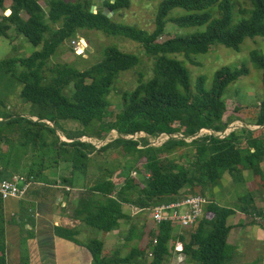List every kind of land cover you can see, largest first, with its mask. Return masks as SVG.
Returning a JSON list of instances; mask_svg holds the SVG:
<instances>
[{
    "label": "trees",
    "instance_id": "16d2710c",
    "mask_svg": "<svg viewBox=\"0 0 264 264\" xmlns=\"http://www.w3.org/2000/svg\"><path fill=\"white\" fill-rule=\"evenodd\" d=\"M6 1L0 0V11L4 13L0 15V36L8 38L9 31L14 28L41 50L27 58L13 56L0 60V78L9 75L17 79L23 86L22 98L32 106L28 117L2 113L6 105L0 100V119H3L0 121V182L15 176L13 169L16 167L12 163L19 165L24 159H30L32 166L25 176L27 182L31 185L38 182L57 185L52 183L46 171L58 167L63 161L70 162L72 167L70 175L62 178L61 183L65 189L77 188L87 179L89 168H93L91 157L117 144L122 148L121 156L134 157L133 163L125 167L120 165L116 171L104 168L101 178L92 184H84L73 214L86 226L109 233L118 229L121 221H130L125 206L138 209L141 214L190 195L209 199L207 194L221 182L224 174L242 180L245 167L264 176V100L260 102L253 122H245L258 129L242 127L224 138L204 134L191 142L186 140L203 129L217 134L229 127L232 119L225 120L227 104L224 94L231 83L249 74L247 66L221 68L215 73L210 90L205 89L204 78H199L194 91L189 70L183 61L173 57L180 54L198 65L195 56L209 52L214 45L239 52L247 38L264 37V0H247L251 8H240L239 11L248 17L239 22L233 18V11L239 7L237 0H164L153 31L113 19L118 12L129 9L132 0L103 3L114 12L112 18L101 11L92 13L91 7L96 4L90 0H10L9 7H6ZM215 6L219 17L213 19L209 10ZM176 8L194 13L170 18ZM169 22L180 27H208L205 32L175 36L160 43L158 39L164 35ZM81 30L100 31L107 36L137 42L154 60L153 77L145 81L140 74L137 87L123 92L122 109L114 120H108L112 115L108 96L120 73L134 69L140 65L141 59L117 46H109L103 59L85 70L67 63L52 64L61 47L69 40L71 43L77 40ZM250 60L263 70L264 85V52L252 51ZM46 121L54 124L57 131ZM62 121H76L80 126L90 128L89 134L92 135L86 134L85 129L66 133L59 127ZM113 130L123 136L143 132L151 138L161 134L182 135L184 138H170L158 147L152 146L147 137L136 140L116 138L100 148L81 140L83 137L102 140ZM59 132L70 142L63 141ZM37 140H42L43 147L48 148L43 157L38 154L37 147L32 156L25 151L32 141H35L34 146ZM189 146L194 148L195 156L186 165L181 159L183 149ZM117 174L119 178H116ZM45 189L49 193L50 190ZM3 203L0 194V264H6ZM234 212L210 200L189 239L184 234L175 233L177 225L163 222L151 230L153 240L145 248L132 247L126 255L121 249L104 252V243L99 239L82 242L77 238L78 232L70 228L55 227V233L85 246L92 255V264H144L148 251L152 255L149 264H164L172 253L182 256L184 263L188 259L196 264H231L228 237L232 226L228 220ZM26 213L29 214L28 220L33 222L34 212L27 203ZM150 215L152 218V212ZM208 226L212 227L209 233ZM136 231L137 227L132 225L126 239H133ZM26 235L33 236V232L26 231Z\"/></svg>",
    "mask_w": 264,
    "mask_h": 264
},
{
    "label": "rangeland",
    "instance_id": "374dc122",
    "mask_svg": "<svg viewBox=\"0 0 264 264\" xmlns=\"http://www.w3.org/2000/svg\"><path fill=\"white\" fill-rule=\"evenodd\" d=\"M71 1L75 2L79 0ZM90 1L95 3L97 6H103V2L101 0ZM162 1L164 0H132L130 8L118 12L116 15H114L113 19L118 23L137 26L147 31H153L156 27L155 20ZM237 2L239 4V7L233 11V18L235 22H239L248 17V15H242L240 13V8H251V5L247 0H237ZM42 4L44 5V2H42ZM10 5L11 1H6V7H9ZM209 11L213 16V19L219 17L218 9L216 6L211 8ZM193 13L194 12L176 8L170 13L169 17H181ZM3 14L4 13L0 11V15L2 16ZM207 27L208 25L199 27H180L175 23L169 22L167 24L164 35L158 39V42H164L170 38H174L175 36H188L205 32L207 30ZM78 35L79 37L77 40H75V42H78L81 39H85L88 43V46L91 48L90 54L84 55V53H75L76 45L74 42L71 43L72 40H69L61 47L57 57L52 60V64L55 65L67 63L71 64L78 70H85L100 62L103 59L105 49L109 46H117L120 50L128 53H133L141 59L140 65H138L134 69L120 73L119 78L116 80V83L112 88L111 94L108 96V101L111 104L110 110L112 112V115L108 118V120H114L117 114L122 109L123 92L132 91L137 87L140 74H143L145 81H149L153 77L154 60L145 54V50L141 44L126 38L107 36L100 31L89 30H81ZM39 50H41V47H34L23 35H19L14 28L9 31L8 38L0 36V60L13 56L27 58L30 57L34 52ZM254 50L264 52L263 36L247 38L242 44L241 50L239 52L222 45H214L211 47L209 52L195 56V61L198 63V65L192 64L191 62L187 61L183 55L177 54L173 56L178 60L183 61L184 66L189 70L191 75V87L194 91L196 90L199 78H204L205 89L210 90L214 83L215 73L221 68H234L241 67L242 65L247 66V68L249 69V74L231 83L224 94V99L227 104L225 120L227 118H231L232 122L229 126H235L230 130H227V128L226 133L240 129L242 127L257 128V126H246L245 124V122H253L258 114L259 104L264 100L263 70H261L250 60V54ZM22 88V84L17 79L9 75H3L0 78V100L4 101L6 105V108L2 109V113L19 114L28 117V115L32 111V106L22 98ZM52 127L55 131H57L54 126ZM59 127L60 129H64L66 133H76L77 130L81 131L85 129L86 134L92 135L89 134L91 133L90 128L82 127L76 121H62L59 124ZM204 131L205 130H203L202 133ZM144 136L145 135L143 133L134 135V137L137 139L146 138ZM114 137L115 133L111 132L106 139L104 138L99 141L96 138H91L90 141L99 146L103 141H110L111 139H114ZM186 140L188 142L192 141L191 138H187ZM34 142L35 141H32V143ZM162 142L163 141H160L158 143L156 142L155 146H161ZM32 143L29 144V148H25V151L29 152V156H32V153L34 152V150H36L35 148L37 147V150L39 151L38 154L43 157V154L48 150V148L43 147V141L37 140V143L34 146L32 145ZM121 150V146H118L117 144L111 145L104 151L95 153V155L91 157V164H95L96 166L100 167V169H97L98 172H104V168L111 171H116L121 166L125 167L126 164L131 165L133 163L134 157L126 156L123 158L121 156ZM183 152L184 156L181 159V163L189 165L195 156L194 148L191 146L186 147L185 149H183ZM23 162L24 165L29 164V167L32 166V160L30 159H24ZM16 164L17 163L14 162V165ZM38 168L39 166L36 167V170ZM99 174L101 177V174L104 173ZM118 174L116 175V178H119ZM98 176V173L95 176H93L92 174L93 179L98 178ZM137 177L141 176L137 175ZM263 177L264 176H260L259 183L264 186ZM118 180L122 182V179ZM92 183L93 182H91V184ZM207 196H209V194H207ZM245 204V202H241L242 206ZM151 212L152 210H146L141 213L139 217L133 218L132 220L125 223L123 226L125 235L117 244H115V242L112 240L110 243L111 248L121 249L123 255H126L128 252H130L132 247L145 248L148 243L153 240V237L151 236V230H154V227L152 229V226H154L155 222L149 216ZM132 225L137 227V231L135 232V234L139 235L136 236L134 234L133 239L127 240L126 236H128L129 229ZM177 226L175 228V233L179 231V228ZM182 228L183 227H181V229ZM207 229V233H209L212 230V227L208 226ZM192 230L193 229L191 227L183 228V232H187L183 234L186 235L189 239L190 232ZM102 234L103 232L90 228L88 235L84 239L87 241L90 239H99L104 241L103 237H101ZM108 250H111L110 247H108ZM149 252L150 251H148L146 258H144V264H149L151 261L152 255L149 254ZM173 256L174 255L172 253V255L164 264H184V262H179V257L177 256H175V261ZM189 264L196 263L189 260Z\"/></svg>",
    "mask_w": 264,
    "mask_h": 264
},
{
    "label": "crops",
    "instance_id": "0c3cea01",
    "mask_svg": "<svg viewBox=\"0 0 264 264\" xmlns=\"http://www.w3.org/2000/svg\"><path fill=\"white\" fill-rule=\"evenodd\" d=\"M61 139L70 142L62 135ZM12 165L16 167L13 169L15 176L25 178L26 173L30 172L29 164L24 165V162ZM71 167L70 162L62 161L58 167L46 171L52 183L57 185L48 186L38 182L31 185L25 198L4 200L6 264H92V255L85 246L77 245L55 233V227L70 228L78 232L77 238L80 241L86 242L84 238L90 230L81 220L74 218V209L83 193L84 184L89 185L97 179H93L92 174L95 176L98 173V178H101L99 173L102 172H98L100 167L93 164L87 179L80 182L77 188L67 186L70 188L67 190L61 179L70 175ZM262 168L264 170V162ZM260 176L245 167L242 180H236L226 173L221 182L209 192L208 197L212 202L235 211L228 220L232 226L228 237L231 264H264V186L259 183ZM45 188L50 190L49 193ZM241 202L246 204L242 206ZM26 203L34 212L33 222L27 218L29 214L26 213ZM124 210L131 216L130 220L140 216L138 209L125 206ZM127 222L121 221L118 230L103 232L104 252L119 249L111 248L110 243L112 240L115 244L121 241L125 235L123 226ZM153 227L155 229V224ZM177 227L178 233H185L183 228ZM26 231H32L33 236H27ZM175 256L179 257L174 255V259ZM184 264H189L188 259Z\"/></svg>",
    "mask_w": 264,
    "mask_h": 264
},
{
    "label": "built area",
    "instance_id": "2783aa9c",
    "mask_svg": "<svg viewBox=\"0 0 264 264\" xmlns=\"http://www.w3.org/2000/svg\"><path fill=\"white\" fill-rule=\"evenodd\" d=\"M73 42L76 45L75 47L76 53L83 54L86 48L82 45L81 40L78 42H75V41ZM229 127L234 128L235 126L231 125ZM203 130H205L203 132L204 134H210V135L215 134L216 135V133H214L212 130H207V129H203ZM202 131L199 132L195 138H198L199 136L204 135ZM111 132L115 133L114 139L118 138L117 131L113 130ZM110 133L108 135H110ZM143 134L145 135L144 137L148 138L152 146H155L156 142L158 143L160 141H163L162 142L163 144L164 142L168 140L167 134H161L157 138H151L146 133H143ZM227 134L228 133H226L225 135ZM108 135L105 137V139L108 137ZM195 138H192V139H195ZM90 139L91 138L89 137L81 138V140L84 142L93 143L92 141H90ZM114 139H111L110 141L108 140L103 141L101 145L99 146L95 143L93 144L97 148H100L112 142ZM30 186H31L30 182H27L24 177L16 175L11 180H3L2 182H0V194L2 195L4 200L11 199V198L21 200L26 197ZM67 190H70V188H67ZM209 204H210V200L205 196L190 195L178 201L164 203V204L155 206L152 209V219L155 222V228L157 229V227L163 222H170L174 225H178L183 228H188V227L193 228L195 224L203 218L205 207ZM179 262H184V258L182 256L181 257L179 256Z\"/></svg>",
    "mask_w": 264,
    "mask_h": 264
},
{
    "label": "water",
    "instance_id": "95a60500",
    "mask_svg": "<svg viewBox=\"0 0 264 264\" xmlns=\"http://www.w3.org/2000/svg\"><path fill=\"white\" fill-rule=\"evenodd\" d=\"M104 4H107V3H114V1L115 0H101ZM103 12V14L105 15V16H107L108 18H112L113 17V15H114V12L111 10V8H109V7H105V6H97V5H93L92 7H91V12L92 13H97V12ZM81 43H82V45L86 48L85 49V52H84V55H89L90 54V51H91V48L88 46V43H87V41L85 40V39H81ZM1 120H3V119H0V121ZM34 120H38L37 118L35 119L34 118ZM41 121H45V120H41ZM47 123H49V124H51L52 126H54V124H52L51 122H49V121H46ZM246 126H248V125H246ZM55 127V126H54ZM231 127H228V129H230ZM246 128H248V129H251V128H249V127H246ZM259 127H257V128H254L253 130H256V129H258ZM227 129V130H228ZM227 130H225V131H223V132H219V133H217L216 135L219 137V138H224L225 137V134H226V131ZM252 130V129H251ZM198 135V134H197ZM228 135V134H227ZM167 136H168V139H170V138H177V139H180V138H184V136H180V137H178V136H175V135H168L167 134ZM118 137L119 138H124V139H133V140H136V138L134 137V135L133 136H123V135H121V134H119L118 133ZM196 136H194V137H192V138H195ZM191 138V139H192ZM189 139V138H188Z\"/></svg>",
    "mask_w": 264,
    "mask_h": 264
}]
</instances>
